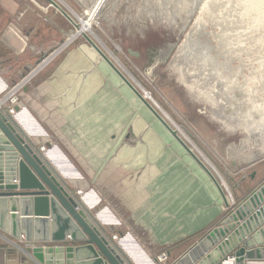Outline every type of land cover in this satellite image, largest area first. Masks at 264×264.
I'll use <instances>...</instances> for the list:
<instances>
[{"label":"crops","instance_id":"0c3cea01","mask_svg":"<svg viewBox=\"0 0 264 264\" xmlns=\"http://www.w3.org/2000/svg\"><path fill=\"white\" fill-rule=\"evenodd\" d=\"M21 5L0 0V98L26 81L12 122L30 143L46 147L44 161L129 264H174L219 225L231 210L227 202L263 185L264 157L227 162L232 171L257 167L247 195L236 198V179L229 183L234 186L224 182L229 201L90 42L58 49L38 64L46 44L31 42L38 22L34 26ZM48 19L58 34L65 32ZM0 237V264H35L25 251L35 235L31 243L25 236ZM164 252L167 260L160 259Z\"/></svg>","mask_w":264,"mask_h":264},{"label":"rangeland","instance_id":"374dc122","mask_svg":"<svg viewBox=\"0 0 264 264\" xmlns=\"http://www.w3.org/2000/svg\"><path fill=\"white\" fill-rule=\"evenodd\" d=\"M19 1L31 23L38 22L31 42L45 43L48 57L88 43L79 35L61 48L65 33L91 20L87 36L138 91L150 93L151 104L195 148L222 188L225 181H239L237 199L253 188L250 173L257 167L232 171L221 152L237 158L264 147L262 18L245 17L222 0H63L70 7L61 0ZM48 17L65 32L58 34ZM0 233L14 237L1 227Z\"/></svg>","mask_w":264,"mask_h":264},{"label":"water","instance_id":"95a60500","mask_svg":"<svg viewBox=\"0 0 264 264\" xmlns=\"http://www.w3.org/2000/svg\"><path fill=\"white\" fill-rule=\"evenodd\" d=\"M85 36L219 185L178 130L102 48ZM129 52L139 56L132 49ZM47 57L45 54L38 64ZM10 117L0 111L1 229L14 237L25 236L29 242L35 235L34 245L25 249L35 264H129L109 234L79 206L77 195L62 183L44 161L41 151L26 140ZM229 208L219 225L205 233L174 264H264V183Z\"/></svg>","mask_w":264,"mask_h":264},{"label":"bare ground","instance_id":"6f19581e","mask_svg":"<svg viewBox=\"0 0 264 264\" xmlns=\"http://www.w3.org/2000/svg\"><path fill=\"white\" fill-rule=\"evenodd\" d=\"M63 3L64 1L61 0ZM209 1V0H207ZM207 1L205 4H207ZM217 1H220V0H210V5L211 3H217ZM223 3H225L228 7H232V8H235L236 10H238L239 13H243L245 14V17H246V14L248 13H254V15L258 18H262L264 20V0H222ZM66 5H68L67 3H64ZM218 4V3H217ZM204 5V4H203ZM202 5V6H203ZM206 5H204V8H205ZM209 6V5H208ZM68 7H70L68 5ZM227 7V8H228ZM208 8V7H207ZM226 8V9H227ZM203 9V8H202ZM204 12V11H203ZM230 12V11H229ZM228 12V13H229ZM80 18V17H79ZM82 19V18H81ZM82 22H83V25L82 27L80 28V30L76 31V33H65V42L62 44V48L66 47L68 44H70L72 41H74L79 35H87L86 31H92V28H91V25H92V21L91 20H83L82 19ZM137 82V81H136ZM145 96L149 99H151L152 97L150 96V93L147 92L145 90ZM142 101V100H141ZM156 115V114H155ZM157 117V116H156ZM261 137L263 138V141H264V134L262 132V135ZM195 142V141H194ZM241 148V147H240ZM193 151L195 152V148H192ZM219 152L220 149H218ZM200 151V154L203 156V152L201 150ZM242 152V150H239ZM236 152V151H235ZM244 153V154H243ZM221 154L224 156V158L227 160V162L229 164H231L230 161H236L238 163V166L239 164H248L254 160H257L261 157H264V147L261 148V149H255L254 150H250L248 152H242L237 158H234L232 157V155L230 153H223L221 152ZM201 156V157H202ZM200 157V156H199ZM206 158V157H205ZM203 159V158H202ZM238 159H240L238 161ZM207 160V159H206ZM206 162V161H205ZM213 166V165H212ZM231 167V166H230ZM226 185V184H225ZM232 197V196H231Z\"/></svg>","mask_w":264,"mask_h":264},{"label":"built area","instance_id":"2783aa9c","mask_svg":"<svg viewBox=\"0 0 264 264\" xmlns=\"http://www.w3.org/2000/svg\"><path fill=\"white\" fill-rule=\"evenodd\" d=\"M26 84L25 80L19 81L16 83V85L12 86L10 89H8L5 94L0 98V111H3L4 113L10 115L11 120H14V118H17V104L20 102L18 93L23 89L24 85ZM27 140V139H26ZM28 141V140H27ZM36 146V145H34ZM42 153L46 151L45 146H41L38 148ZM79 196L82 194V191H78ZM230 205V204H229ZM229 205L228 208H229ZM235 205V202L233 203ZM231 205V206H233ZM80 206V205H79ZM114 238H117V235L114 236ZM2 243V239L0 237V245ZM161 260H167L168 255L164 252L160 256Z\"/></svg>","mask_w":264,"mask_h":264}]
</instances>
